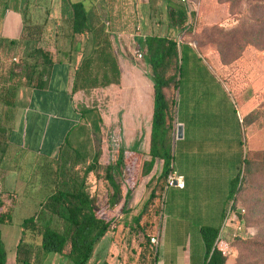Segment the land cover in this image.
<instances>
[{"label":"rangeland","instance_id":"rangeland-1","mask_svg":"<svg viewBox=\"0 0 264 264\" xmlns=\"http://www.w3.org/2000/svg\"><path fill=\"white\" fill-rule=\"evenodd\" d=\"M50 1L27 0L25 5L21 4V14L25 24L42 26L35 44L52 53L65 48L67 44L54 39L53 34L61 36L67 33L69 24L66 7L63 9L58 3L55 8ZM82 2L86 7L87 3ZM155 2L157 4L149 11L139 8L129 14L137 18L139 26L147 28L143 32L140 29L141 34H170L178 41L180 75L175 106L170 109V125L174 118L182 125L185 141L180 143L176 138L174 143L170 137L169 154H176L174 164L187 172L192 193L188 196L185 194L182 202H178V214L185 216L189 209L191 214L200 208L202 211H215L217 206L223 205L225 211L219 227L218 245L224 241L228 243L226 263L264 264V227L249 222L244 226L235 217L231 219L230 208L225 204L227 181L233 175L235 165V159L228 154L227 148L234 140H239L242 121L245 148L256 164L238 194L237 204L245 209L250 222L253 220L251 207L256 210L254 216L264 221V204L261 200L264 195V48L252 43L251 40L256 38L250 29L256 18L264 17V12L258 9L260 0H187L191 13L188 22L192 28L181 34L178 29L168 26L167 19L168 5H179L181 2L168 0L170 4L167 5L165 0ZM99 11L104 14V10ZM143 12L149 14L147 19ZM134 27L132 30L136 32ZM243 32L248 33L246 39L250 43L241 38ZM134 43L132 40L129 46L117 43L116 55L121 60L134 61L135 48H138ZM25 51L22 47L0 45V81L7 80V84L12 85L20 78V83H23V73L18 72L17 65L32 64L39 56L38 53L24 56ZM135 63L150 78L145 60H135ZM165 93L171 96L174 89ZM101 99L106 106V99ZM13 110L0 105L1 124L6 130L10 127ZM106 132L102 126L100 141L109 140L105 138ZM119 141L118 138L112 139V145H109L108 163L111 165H114L122 149ZM178 146L180 151L182 147L188 148L184 151L190 154L185 156L183 152H178ZM0 153V191H3L4 202L11 206V221L0 224V237L6 252L5 264H15V248L21 236L20 223L24 218L44 210L45 204L40 206V203L45 202L53 192L58 165L56 161L41 162L16 151L1 139ZM149 159L146 157V160ZM103 160H106L105 157ZM85 166L84 162L78 169L82 171ZM161 167L162 161L155 159L149 174L143 176L127 194L123 214H116L109 230L94 245L86 264H154L157 254L150 237H154L160 228L165 199L158 180ZM132 169L133 164H123L120 177L114 173V180L121 185L120 197L118 203L102 217L115 215V209L126 192L122 190V185L131 183L129 177ZM97 173L98 177L89 173L84 185L87 193L95 198L96 207H101L110 198L112 189L103 179V171L98 169ZM184 218L194 225L209 220L200 221L191 216ZM43 220L44 217H40V221ZM50 220L52 228H62L59 218L52 216ZM233 234H239L240 238L233 239ZM23 240L37 246L39 237L27 233ZM35 260H32V264H35ZM41 264L71 263L64 255L49 253Z\"/></svg>","mask_w":264,"mask_h":264},{"label":"trees","instance_id":"trees-1","mask_svg":"<svg viewBox=\"0 0 264 264\" xmlns=\"http://www.w3.org/2000/svg\"><path fill=\"white\" fill-rule=\"evenodd\" d=\"M65 7L68 12V22L71 35H84L90 39L89 52L84 55L73 73L71 92L89 90L105 87L109 84L119 83V67L117 58L110 41V27L105 25L108 19V11L102 14L100 11L87 9L81 1L66 0ZM264 12V0H260L258 8ZM181 4L168 5L167 19L168 26L179 30V33L191 31L192 25L188 22L190 15ZM251 25V33L255 35L253 44L264 48V17L256 18ZM42 26L23 24L21 35L15 40L0 39V45L4 47L26 49L24 56L31 53H38L36 61L32 64L17 65L18 72L23 73L15 84H7V80L0 81V105L11 108L15 107L14 99L19 88L34 87L42 88L46 82L48 67L52 63L51 53L36 46L35 41L41 35ZM244 34V35H243ZM241 38L247 40L248 33L243 32ZM135 45L143 52V59L148 65L150 80L153 84V114L152 133L149 155L151 159L147 162L141 161L139 155L130 152H120L114 165L98 163L99 153H95L88 162L75 149L65 141L59 147L57 157L58 176L53 187V192L47 200L40 203L45 204L44 210L28 216L20 223L21 236L15 248V264H41L45 256L49 253L64 255L71 264H86L92 255L94 245L109 230L114 218L123 214L126 204V196L136 187L138 181L149 174L154 159L162 161V167L158 176L160 188L163 189L166 175L172 170L171 155L169 154L170 139V109L175 106L176 89L179 84L180 64L178 57V41L172 35H145L136 38ZM22 55V56H23ZM22 58V57H20ZM7 74H10L9 72ZM174 89V93L168 96L166 90ZM168 121V122H167ZM242 125V121H241ZM243 128V125H242ZM8 130L1 124L0 119V139L8 140ZM2 151V149H1ZM1 154V153H0ZM135 161L130 173L128 186L122 185L125 194L115 209V215L104 218L102 215L118 203L120 197V183L114 180V173L120 177V167L123 164H132ZM86 163L82 171L78 169L80 164ZM1 163V159H0ZM256 162L249 158L244 143V156L237 169V172L229 185V195L227 204L235 216L236 220L244 226L246 223L261 225L264 221L254 216L256 210L251 212V219L245 209L238 206V194L242 190L245 182L250 176V172ZM103 171V179L112 189V194L108 201L101 207H96L95 198L85 190V179L89 173L98 177L97 170ZM81 171V175L79 174ZM3 191H0V224L10 223L11 206L7 205L2 198ZM264 204V195L261 199ZM43 214L42 212H45ZM117 214V215H116ZM257 214V213H256ZM56 216L62 222V228L54 229L50 225V218ZM40 217H44L40 221ZM139 217L136 218V220ZM249 220V221H248ZM219 229L213 227H201L200 233L205 249V264H227L226 248L228 243L224 241L218 245ZM39 237L38 245L32 242H24L25 234ZM235 234L233 239L240 238ZM230 244V243H229ZM67 252L64 253L65 248ZM156 251V246H155ZM156 261V259H155ZM6 263V252L0 237V264ZM155 264V262H154Z\"/></svg>","mask_w":264,"mask_h":264},{"label":"crops","instance_id":"crops-1","mask_svg":"<svg viewBox=\"0 0 264 264\" xmlns=\"http://www.w3.org/2000/svg\"><path fill=\"white\" fill-rule=\"evenodd\" d=\"M82 1L87 3L85 7L87 9L108 11V19L104 23L111 29L110 41L114 53L117 43L120 46V43L129 46L130 40L134 43L135 38L145 36L144 33H140V29L143 32L147 28L139 26L137 18L129 12L133 13L139 8L149 11L157 4L155 0ZM167 1L165 0L166 5L169 3ZM50 2L55 8L59 3L65 9L66 0ZM22 3L25 5L27 0H0V39L15 40L20 37L25 24L21 14ZM142 15L146 17L145 19L149 16L145 12ZM141 21L143 22V18ZM133 26L135 30L138 28V31L134 32ZM53 38L67 44L65 48L50 52L52 63L48 67L46 82L42 88L25 87L16 92L7 144L36 160L50 163L56 159L59 147L66 141L87 162L95 153H99L98 163L109 164V145H112V139L118 138L122 147L120 152L139 155V162L149 161L153 84L150 78L145 76L142 68L136 65L137 59L133 56L134 61L121 60L115 53L119 67L118 84L72 93L73 73L82 57L89 52L90 39L84 35H71L69 28L67 33L61 36L53 34ZM101 97L106 99V106L102 104ZM102 126L107 131L105 138H109L103 142L100 141ZM178 126L181 128L180 136L176 137ZM169 135L174 143L176 138L177 142L185 141L182 125L175 118ZM239 135V140H234L230 148H227L228 154L235 159L233 175L227 181L228 195L230 181L244 156L243 128L242 134ZM186 149L188 148L182 147L180 151L179 146L177 147L178 152H183L185 156L190 154L189 151H184ZM146 157L150 159L146 160ZM175 157L176 154L175 156L171 154V168L182 176L184 184L182 188L167 187L163 184L164 212L163 215L161 212L163 221L161 220L160 228L155 235L157 237L155 264H205V249L200 228L208 226L219 229L225 208L223 205L217 206L215 211H202L200 208L191 214L189 209L185 216L182 214L184 217L191 216L200 221L209 219L208 222H199L195 225L178 214V202H182L185 194L188 196L192 193L188 174L174 164ZM227 200L228 196L225 198L226 206Z\"/></svg>","mask_w":264,"mask_h":264},{"label":"built area","instance_id":"built-area-1","mask_svg":"<svg viewBox=\"0 0 264 264\" xmlns=\"http://www.w3.org/2000/svg\"><path fill=\"white\" fill-rule=\"evenodd\" d=\"M181 2V4H183V6L189 11L188 9V4H187V0H179ZM136 31H138V28H136ZM135 59L137 60H141L143 59V52L140 51L139 49L135 48V54H134ZM183 178L181 175L177 174L176 171H174L173 169L166 175L165 177V185L167 187L170 186H175L177 188H182L183 187ZM233 217L236 218L235 214L231 211V216L230 218L233 219ZM238 229H240V227H237ZM234 236V234H233ZM150 242L152 244H156L157 242V237H150Z\"/></svg>","mask_w":264,"mask_h":264},{"label":"water","instance_id":"water-1","mask_svg":"<svg viewBox=\"0 0 264 264\" xmlns=\"http://www.w3.org/2000/svg\"><path fill=\"white\" fill-rule=\"evenodd\" d=\"M180 129H181L180 126H178V127H177V130H176V135H177V137L180 136Z\"/></svg>","mask_w":264,"mask_h":264}]
</instances>
